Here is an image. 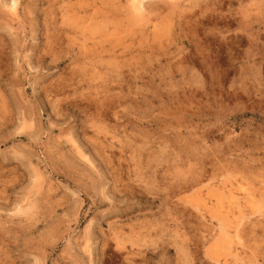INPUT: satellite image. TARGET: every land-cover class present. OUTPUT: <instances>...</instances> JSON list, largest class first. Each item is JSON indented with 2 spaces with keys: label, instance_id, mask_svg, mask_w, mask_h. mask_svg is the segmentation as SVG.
<instances>
[{
  "label": "rangeland",
  "instance_id": "obj_1",
  "mask_svg": "<svg viewBox=\"0 0 264 264\" xmlns=\"http://www.w3.org/2000/svg\"><path fill=\"white\" fill-rule=\"evenodd\" d=\"M0 264H264V0H0Z\"/></svg>",
  "mask_w": 264,
  "mask_h": 264
},
{
  "label": "bare ground",
  "instance_id": "obj_2",
  "mask_svg": "<svg viewBox=\"0 0 264 264\" xmlns=\"http://www.w3.org/2000/svg\"><path fill=\"white\" fill-rule=\"evenodd\" d=\"M115 1V0H114ZM131 1V0H130ZM140 3V2H139ZM138 3V4H139ZM135 4H136V2H135ZM141 4V3H140ZM140 4H139V6H140ZM104 5H105V2H104ZM111 7V6H110ZM153 7V6H152ZM161 7V6H160ZM157 8V7H156ZM134 9V8H133ZM160 10V9H159ZM117 12V11H116ZM166 15V14H165ZM246 198V197H245ZM258 203V202H257ZM236 237H238V236H236ZM241 240V239H240ZM238 244V243H237Z\"/></svg>",
  "mask_w": 264,
  "mask_h": 264
}]
</instances>
